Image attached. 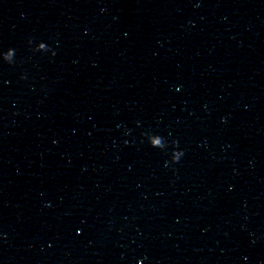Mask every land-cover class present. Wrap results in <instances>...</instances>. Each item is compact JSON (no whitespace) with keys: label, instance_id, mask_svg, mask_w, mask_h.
<instances>
[{"label":"water","instance_id":"water-1","mask_svg":"<svg viewBox=\"0 0 264 264\" xmlns=\"http://www.w3.org/2000/svg\"><path fill=\"white\" fill-rule=\"evenodd\" d=\"M137 261L264 264V0H0V264Z\"/></svg>","mask_w":264,"mask_h":264},{"label":"clouds","instance_id":"clouds-1","mask_svg":"<svg viewBox=\"0 0 264 264\" xmlns=\"http://www.w3.org/2000/svg\"><path fill=\"white\" fill-rule=\"evenodd\" d=\"M180 155V153L179 152H177L176 153V155L173 157V159H175L176 157H178ZM137 264H140V262L139 261H137Z\"/></svg>","mask_w":264,"mask_h":264}]
</instances>
